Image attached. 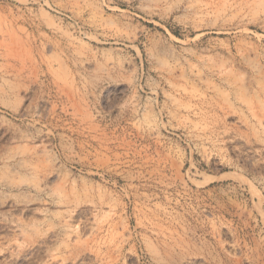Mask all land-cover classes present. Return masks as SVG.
<instances>
[{
	"label": "rangeland",
	"instance_id": "obj_1",
	"mask_svg": "<svg viewBox=\"0 0 264 264\" xmlns=\"http://www.w3.org/2000/svg\"><path fill=\"white\" fill-rule=\"evenodd\" d=\"M0 264H264V0H0Z\"/></svg>",
	"mask_w": 264,
	"mask_h": 264
},
{
	"label": "bare ground",
	"instance_id": "obj_2",
	"mask_svg": "<svg viewBox=\"0 0 264 264\" xmlns=\"http://www.w3.org/2000/svg\"><path fill=\"white\" fill-rule=\"evenodd\" d=\"M80 6V5H79ZM78 7V6H77ZM79 8V7H78ZM75 9V8H74ZM8 39V38H7ZM8 41V40H7Z\"/></svg>",
	"mask_w": 264,
	"mask_h": 264
}]
</instances>
